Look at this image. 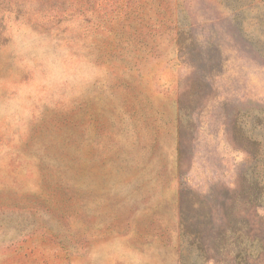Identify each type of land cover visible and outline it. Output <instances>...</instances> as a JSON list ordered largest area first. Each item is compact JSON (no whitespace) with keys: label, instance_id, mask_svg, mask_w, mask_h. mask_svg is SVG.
<instances>
[{"label":"rangeland","instance_id":"1","mask_svg":"<svg viewBox=\"0 0 264 264\" xmlns=\"http://www.w3.org/2000/svg\"><path fill=\"white\" fill-rule=\"evenodd\" d=\"M0 264H264V0H0Z\"/></svg>","mask_w":264,"mask_h":264}]
</instances>
